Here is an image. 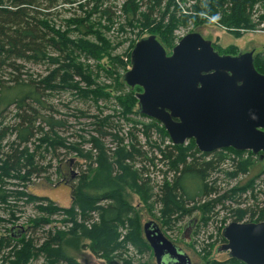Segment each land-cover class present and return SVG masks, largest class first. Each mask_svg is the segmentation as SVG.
Segmentation results:
<instances>
[{"label": "rangeland", "instance_id": "1", "mask_svg": "<svg viewBox=\"0 0 264 264\" xmlns=\"http://www.w3.org/2000/svg\"><path fill=\"white\" fill-rule=\"evenodd\" d=\"M56 1L58 3L50 18H54V23L59 27L65 29L66 21L70 18H82L83 12L79 7L84 0H74V3L73 0L69 3L66 0ZM124 1L112 0V11L116 15L114 21H102L108 27L101 30L95 28L94 36L85 38L97 42V36L101 35L109 43L100 59L82 56V62L89 71L88 77L92 79L91 84L89 81L75 80V84L78 83L80 88L87 89L91 94L97 90L108 94L102 97L105 99H84L71 87L65 91H49L48 103L53 110L47 114L67 121L66 128L57 134L62 145L53 150L54 139L53 143H41L40 146L37 140L36 147L32 144L26 148L13 146L17 155L22 156L23 163L26 160L32 162L33 155L37 153L38 163L44 172L31 175L28 169L21 172L5 170L1 159L8 143L14 139L11 131L0 142V264H17V240L12 238L15 227L14 235L18 228L24 230L20 240L28 242L29 238H33L38 247L47 240L48 230L56 228L68 234L65 240H68L69 253L81 264H157L144 235V225L150 221L157 223L164 236L184 251L191 264H244L232 259L228 252H218L227 243L222 236L223 230L233 222H264V155L232 148L203 153L194 139L182 146H175L158 121L138 113V103L134 107L137 114L126 118L123 116L124 109L117 99L143 92L142 88H130L122 80L123 74L131 68L128 58L133 49L129 51L131 42L136 44L137 38L153 35L148 30L143 31L142 26L129 28L125 22L128 19L120 10ZM195 1L178 2L179 14L189 13V5ZM198 17L201 20L198 25L192 22L187 27L179 26L176 29L174 46L165 48L168 55L172 54L173 48L185 35L199 33L212 42L220 55L254 51L259 55L261 67H264V2L253 7L247 27L238 22L221 24L208 13ZM70 37L80 39L83 35L72 33ZM18 63L22 65V62ZM48 65V62L26 63L27 70L22 71V75L33 76L32 81L38 82L48 74ZM259 71L264 75V70L259 68ZM11 74L13 72L9 68L1 72L6 81L12 78ZM12 112L2 119L0 129L2 126H13L15 112ZM106 116L115 117L117 125L109 131L117 133L121 141L107 137L94 141L98 138L96 118ZM168 151L174 154V158L164 160ZM181 152L189 166L195 161L202 165L211 163L212 168L204 174L201 196L187 202L184 197L176 195V204H164L162 198L167 186L163 185L173 188L184 168L180 161H177L179 168L175 170L170 165ZM177 170L180 172L176 173ZM102 174L122 184L123 201L134 207L132 213L122 216V223L119 221L116 227L107 231L102 227L101 212L96 208H105L113 201H101L95 208L92 203L82 199L83 186L93 184ZM23 177L27 181L21 179ZM76 192L80 193L76 195ZM30 193L49 198L62 210L55 216H46L38 209L44 204H34L25 197ZM4 198L6 200L2 201ZM40 218L48 220L49 225L34 231L30 221ZM190 221H196V226L190 240H186L183 234ZM72 232H77L76 239L70 235ZM5 238L8 241L4 242ZM94 243L98 244L95 247L97 253L91 249ZM107 251H110V255ZM49 261L45 255H41L26 263L50 264Z\"/></svg>", "mask_w": 264, "mask_h": 264}, {"label": "trees", "instance_id": "2", "mask_svg": "<svg viewBox=\"0 0 264 264\" xmlns=\"http://www.w3.org/2000/svg\"><path fill=\"white\" fill-rule=\"evenodd\" d=\"M180 1L182 0H125L120 10L122 9L121 11L128 19L125 22L129 28L142 26V28L144 27L143 31H150V34H153L164 48H171L174 46L176 29L179 26L187 27L192 22L198 25L201 22L198 17L200 14L208 13L210 17L216 18L221 24L238 22L246 26L250 21L253 7L264 2V0H196L195 3L189 5L190 14H182V12L179 14L178 2ZM66 2L69 3L70 0H66ZM74 2L73 0L72 3ZM111 2L112 0H84V4L79 7L83 12L82 18L68 19L67 27L64 29L54 23V18H50L58 3L56 0H0V123L6 115L13 113L12 111L15 112L13 126L1 125L0 129V142L6 139L5 135L9 131L14 136V139L7 145V151L2 154L1 160L5 170L21 172L28 169L27 172L31 175H39L44 172L38 163L37 153L35 156L33 155L32 162L26 160L23 163L21 162L22 156L17 155L16 148L13 146L26 148L32 144L36 147L37 140H39L40 146L41 143H53L54 139L53 150H57L62 145L57 134L66 128L67 121L58 119L53 114H47L53 110V107H50L48 103L49 91H65L71 87L78 91L80 97L95 101L105 99L102 97L108 95L101 90L96 91L99 92L98 94L93 91V95L87 89L80 88L78 83L75 84V80L89 81L90 85L92 79L88 77L89 71L82 62V56L87 59H100L109 47V43L101 35L97 36V42L85 38L90 35L94 36L95 28L101 30L102 27H108L103 25L102 21H114L116 15L112 11L114 7ZM108 3L109 5H107ZM95 16L96 18H94ZM72 33H81L83 38L73 39L70 37ZM99 34L101 33L99 32ZM141 34H143L142 30ZM139 39L137 38V40ZM134 44L135 42L132 41L129 51L134 47ZM215 51L217 50L215 49ZM130 55L128 54L129 59ZM258 56L257 53H254L255 68L257 71L259 68L264 70ZM19 61L22 62V65L18 63ZM31 62H48L49 64L48 74L38 82L32 81L33 76L22 75V71L27 70L26 63ZM6 68L13 72L12 78L7 81L3 80L4 76L1 75V72ZM123 76V83L127 85ZM88 95H91L92 98H88L90 97ZM135 96L130 94L126 99H117L124 109L122 114L125 118L137 114L134 111V107L138 103ZM96 120L98 121L96 130L98 138L94 141H100L104 137L112 138L113 141H121L117 133L109 131L110 128L113 129L117 125L114 122L115 117H97ZM125 120L129 121L128 118ZM166 155L168 156L164 160H171V157L174 156L169 151ZM184 158L186 159V156L181 152L179 158H175L174 162L171 161L172 170H175L176 167L179 168L177 161L183 163L184 168L181 173L177 170L176 173L179 175L173 188L167 184L163 185V187L167 186L162 198L164 204H176V195L184 197L187 202L194 201L204 191V174L212 168V164L202 165L194 161L189 166ZM122 162L120 163L122 164ZM21 179L27 181L24 177ZM123 192L122 184L107 174L98 176L93 184H85L82 188L83 201L92 203L94 207L104 200L113 201L105 208L95 207L101 212L102 227L105 231L116 227L119 221L122 223V216L134 211L133 206L123 201ZM78 193L80 192H76V195ZM25 197L34 204H44L45 206H38V209L46 216H55L62 210L47 197L33 193L26 194ZM5 200V198L2 199V201ZM46 206L49 208H43ZM30 222L34 231L49 225V221L44 218ZM20 232L21 229L18 228L17 234ZM47 233V240L39 247L33 238H29L27 242L25 239L20 240L23 234L19 238L12 236L17 240L15 263L27 264V261L45 255L51 261H49L50 264H81L69 253L68 240H65L68 234L59 232L56 228L48 230ZM70 235L75 239L78 237L77 232H72ZM3 241L8 240L5 238ZM96 245L98 244L94 243L91 247L94 253H97ZM21 246L23 247L21 248ZM107 252L110 255V251ZM108 261L111 260L108 259Z\"/></svg>", "mask_w": 264, "mask_h": 264}, {"label": "water", "instance_id": "3", "mask_svg": "<svg viewBox=\"0 0 264 264\" xmlns=\"http://www.w3.org/2000/svg\"><path fill=\"white\" fill-rule=\"evenodd\" d=\"M254 53L220 55L211 41L190 33L168 55L150 35L133 47L123 79L142 88L136 95L139 113L158 121L173 145L194 139L203 153L232 148L259 155L264 154V75L255 68ZM15 228L13 237L19 238L24 230L14 235ZM192 228L185 229L186 240ZM144 235L157 264H191L155 222L144 225ZM222 236L227 243L218 252L244 264H264V222H233Z\"/></svg>", "mask_w": 264, "mask_h": 264}, {"label": "flooded vegetation", "instance_id": "4", "mask_svg": "<svg viewBox=\"0 0 264 264\" xmlns=\"http://www.w3.org/2000/svg\"><path fill=\"white\" fill-rule=\"evenodd\" d=\"M189 223H193V224H191V225H189ZM187 225H186V228H189V227H193L192 228V231H193V229L195 228V226H196V221H190ZM157 224V223H156ZM158 225V224H157ZM159 226V225H158ZM185 228V229H186ZM192 233V232H191ZM191 236V235H190ZM175 245V244H174ZM150 246V245H149ZM152 249V248H151ZM180 249V248H179ZM169 257L167 256V257H165L164 259L166 260V261H168L169 259H168Z\"/></svg>", "mask_w": 264, "mask_h": 264}]
</instances>
